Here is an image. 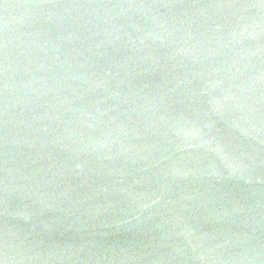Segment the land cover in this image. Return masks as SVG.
I'll return each instance as SVG.
<instances>
[{
  "label": "water",
  "instance_id": "95a60500",
  "mask_svg": "<svg viewBox=\"0 0 264 264\" xmlns=\"http://www.w3.org/2000/svg\"><path fill=\"white\" fill-rule=\"evenodd\" d=\"M0 264H264V0H0Z\"/></svg>",
  "mask_w": 264,
  "mask_h": 264
}]
</instances>
